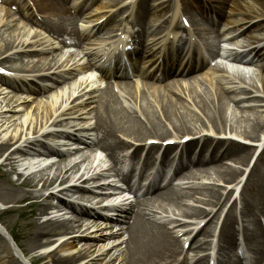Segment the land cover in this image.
Returning <instances> with one entry per match:
<instances>
[{"label":"bare ground","instance_id":"bare-ground-1","mask_svg":"<svg viewBox=\"0 0 264 264\" xmlns=\"http://www.w3.org/2000/svg\"><path fill=\"white\" fill-rule=\"evenodd\" d=\"M207 1H217L215 3L222 9L226 8L228 4L232 5L230 13L240 17L238 19L228 17L230 25H237L238 29L249 25V30H252L244 31L243 34L240 33V35L242 34L240 37L245 35V38L249 40L252 39L251 36L255 32L264 30V0H250L249 2L245 0ZM13 2L14 0H0V39L2 41H0V65L2 63L11 64L14 60L20 61L24 58L40 56L55 49L54 45L45 35L36 32L31 37L28 33H25L24 28L27 26L24 25L23 28L15 29L16 18L6 9V6H9ZM38 2L40 3L42 15L50 14V11L51 14L59 11L50 3V8L48 9L47 0H38ZM102 9L104 8L100 7L98 10ZM124 9L127 11L129 7H125ZM213 10V7H211L209 11L212 12ZM195 11H201V6H197ZM159 12H161L160 9ZM222 14L224 15L222 10H218V15L222 16ZM176 16L172 24L175 26V29H182L179 21L175 20ZM193 25L197 26L196 20H193ZM13 31L18 32L14 33ZM252 32L254 33L251 34ZM6 35L10 39H5ZM174 36L176 38L177 34ZM257 43L258 40H255L254 43L251 42V44H246L240 48L246 49V54H254L258 60L264 59V47H253ZM233 61L246 64L248 62L245 57H241L240 55H235ZM23 64L24 62L20 67L11 65L10 70L13 72H26L22 67ZM37 66L29 72H33ZM55 66L50 65L47 67V65L43 64L39 71L50 72ZM258 67L257 82L250 84L245 82L243 75H239L240 77L237 79L228 75L227 77L223 76L219 78L215 83L207 79L192 78L175 81L164 87H150L148 90L150 91L149 94H151L149 96L152 103L149 102L150 97L140 93L139 87L126 85L124 86V90L132 102L137 104L138 110L143 115V119H139L138 117L133 118L125 114V116L118 119L124 122L116 125L115 129L138 141L149 135H154L157 139H179L180 137V139H183L190 137V145H200L201 147L213 141L214 136H224L225 138L228 136L229 138L227 137L225 140H217L221 142V148L226 147L222 157L231 158L236 164L247 168L252 158V148L241 144V142L248 141L264 144V117L257 114L264 113V64H259ZM247 73L249 74V72ZM220 75L222 76V74ZM0 79L2 83L0 87L7 86L24 90L27 86V79H21L20 84H16L3 77ZM191 84L201 85V88H204L202 95L198 96L196 89ZM90 89L91 87L88 86V82L82 81V83L78 84L75 91H70L68 95L56 96L44 106H42V101L39 102L38 100L30 106L29 102L23 101L17 96H10L4 90H0V160L2 162L0 169L2 167L7 170L6 174L1 173L6 191L3 192V197L0 200L13 204L29 201L30 207L37 210V214L32 218V223L29 226V244L30 249L39 251L40 255L30 259L29 264H40L43 260H48L54 264H87L86 262L88 261V264H97L101 258L110 256L112 252L106 251L104 248L99 250L94 249V245L85 246L86 249L83 251H77V245H79L77 242L88 239V237L84 238L83 234L80 236L83 226H73V221L63 220L62 218L57 219L54 216V214L60 215L64 213L62 212L63 208L60 202L61 206L57 205L55 208L37 205L40 200H44L47 204L55 202V195H53V192L49 193L50 190L55 188L57 184H59L58 188H61L68 183H72L71 181L77 178L80 172L83 162L69 165L68 163L72 160L69 157L62 158L56 164H53V159L49 157V154H45L44 150L41 151L39 149V144L42 145L41 139L49 140L52 137V134L55 133L52 131L54 128L66 125L70 118L80 112L79 106L86 103L84 101L86 96L83 95L88 93ZM230 107L235 109L231 116L227 112ZM243 109L250 110L244 111ZM21 113L24 114L21 115ZM107 114H114V112L108 110ZM19 115L21 116L18 118ZM35 149L40 150L37 152L41 153L32 161H35L33 168L38 169V173L34 174V177L19 175L16 181H12L9 176L16 171V167L20 164V159L27 152L35 151ZM222 164L221 161L211 171L201 170L202 175H214L216 178L213 179L214 182L212 181L213 185L204 188L200 192V197H203V199L199 198L200 201L198 203L206 209L192 208L186 211L177 209L173 212L175 216L183 219L200 220L202 218H210V224L208 223V226L205 225L206 227L204 226L205 228L199 231V235H203L204 238L210 236V229L217 220L215 216L225 206L232 194L216 185V183L235 186L239 178L246 173L244 170L224 167ZM53 169L54 173H49ZM199 176L201 175H196L194 179H199ZM88 183V181L83 182L85 185ZM75 186V184L68 185L64 189V193L75 190ZM249 190H254L255 196L253 198L261 202V211L264 214V174L261 170V165H255L248 174V182L242 190L244 194L241 201L243 207H246V204H248V198L245 196ZM44 192L49 194L47 195ZM83 195H81L82 200H92L89 196ZM168 196L169 198H166L164 202L178 205L179 195L174 193ZM188 196L184 194L181 198L186 199ZM253 198L249 197L252 200ZM50 211L53 213H49ZM231 215L230 213L228 214L224 233L220 240V248L222 250L226 249L231 239V231L233 230ZM245 215L242 214L244 217L241 216L243 220ZM75 222L83 223V220L79 218L75 219ZM126 225L130 229L128 232L126 231L129 239L126 243L125 255L123 257H116L115 254L111 255L109 262L106 264H141L148 257L149 248L147 244L150 235L156 232L157 229L147 225L142 220L140 214L135 216L133 225ZM89 230H91V232H88L89 234L95 235L94 239L89 238L90 240H94V242L105 239L108 234H111V232H102L99 228H90ZM66 237H70V239L61 242V244L55 240L57 238L61 240ZM163 238L165 237L163 236ZM124 239L121 238L119 242L124 241ZM0 244L5 253L10 256L17 253L25 258L27 257L18 243L12 238L11 233L2 224H0ZM259 250L262 252L264 249L263 247H259ZM152 258L153 254L151 255ZM23 263L22 261L21 264ZM41 264L44 263L42 262Z\"/></svg>","mask_w":264,"mask_h":264},{"label":"rangeland","instance_id":"rangeland-1","mask_svg":"<svg viewBox=\"0 0 264 264\" xmlns=\"http://www.w3.org/2000/svg\"><path fill=\"white\" fill-rule=\"evenodd\" d=\"M228 9H230V7H228ZM19 23H20V20L17 18L16 19V23H15V29L16 28L17 29L18 28H23V25H21ZM24 29H25V33L26 34L28 33L31 37L34 36L33 32H35V29L31 30V29H29V27L27 29L26 28H24ZM13 32L17 33L18 31H13ZM6 38L10 39L7 35L5 36V39ZM0 41H1V39H0ZM244 41H246V38L241 40V42H244ZM60 61L61 60H60V57L58 56V54L54 55L51 52V53H48V54H43V55L32 57V58H24V59H22L20 61L14 60L13 62H11V64L7 65V67H9L10 65L15 66V67H20V65L24 62L23 66H22L23 69L30 71L32 68L34 69V67L36 65H38L35 68V70H34V74H39V69L42 68L43 64H46L47 66L57 65L56 68H58V67H60V64H61ZM38 63H40V64H38ZM247 69L248 68L244 69V70H246V73H243V74L240 73V75H243V77H245V78H243L245 80V82L247 84H250V83H253V82H257V77L256 76H257L258 69H255V68L248 69V70ZM249 70H251V71H249ZM247 72H249V74ZM16 74H20V73H16ZM23 75H26V74H23ZM231 76H233V78H235V79L240 77L236 73L231 74ZM192 86L196 89V94L198 96L202 95V91L204 90V88H201V85L199 86L198 84H196V85L193 84ZM68 91H69V87L68 86H67L66 89L65 88H61V89L55 90L53 93H51V95H48L46 99L45 98L44 99H39V101H42V106H44L46 103L51 101L52 96L53 97L61 96L62 93H65V92L68 93ZM232 107H230L228 109V111H227L229 116H231L234 113L235 109L232 108ZM247 110H250V109H247ZM253 113H255V112H253ZM22 114H24V113H21V115ZM257 114L264 117V113H257ZM21 115H19L18 118ZM229 120H230V117H229ZM17 123L19 124V122H17ZM246 143L247 144H251L249 142H246ZM254 153H255V150H253V154ZM261 160L264 162V152H263V155L261 157ZM228 163L233 165V166H235V167H241L239 164H236L235 162H232V161H229ZM88 164L89 163H85V164H83L81 166V170H80L81 174L84 172V170L86 169ZM1 173L6 174L7 170L5 168H1L0 169V199H2L1 197H3L2 196L3 192L6 191V187H5L4 182H3L2 178H1ZM49 173H54V169L51 172H49ZM80 176L78 178H80ZM9 177H10V179L12 181L16 180V178H17L15 176V174L14 175L10 174ZM211 177L212 178L210 179V181L206 182L207 184H211L213 179H216L214 175H212ZM200 183H202V182H200ZM216 185H218L219 187H222V188H228V189L230 188L229 185H225V184H222V183H216ZM55 188H57V186ZM63 188H65V187H61V189H63ZM24 190H26V189H24ZM55 190H57V189H55ZM69 196H73V194L72 193H69V194L68 193H64L62 195V197H64V198H68ZM200 196L201 195H199V194H196V196H194V197L190 196V198H192V199H189L188 203H190L191 205H195V207L205 208L202 205L197 204V202H196V199H198V198L203 199V197H200ZM234 201H235V198H233V199L231 198L229 203L232 204ZM56 204L57 203L55 202V205ZM237 204L239 206V201L237 202ZM28 205H29V201H24L22 203L13 204V203H9V202H2L0 200V224H2L11 233L13 238L16 240V242L19 244L21 249L27 255V262H29L30 259L35 258L38 255H40L39 251L37 252V251H33V250L30 249V244H29V242H30V240H29V233H30L29 232V226L32 223V218L37 214V210L35 208H33V207L28 206ZM228 208L229 207H227L225 209L224 213H222L221 215L219 214L220 218H219V221H218L217 224H220L223 221V218L225 217V214L228 212ZM49 213H52V212L50 211ZM217 216H218V214H217ZM64 219L69 220V221H73L72 222L73 226H80V225L83 226V229H82V231L80 233V236L82 234H83V236L84 235L85 236H89L90 235L88 232H90L89 228L92 225H90L89 223H87V224L80 223V222L77 223V222H75V218L72 217V216H69V215H66L64 217ZM41 220H43V219H41ZM41 223H42V221H41ZM91 236L95 237V235H91ZM59 239L60 238H57L55 240L59 241ZM66 239L68 241L70 239V237H66ZM59 243L61 244V242H59ZM77 244H79V245H77V251L80 252V251H83L84 249H86L85 246L94 245L95 246L94 249L99 250L101 248H104V249L107 248V246H108L107 244H110V243H103V242L89 243V242H81V241H79V242H77ZM57 247H59V246H57ZM117 250H118V252L114 250V251L111 252L110 256H105L104 258H101V260H99V262H97V264H106V263H108L109 262V258L111 257V255H114V254L116 255V257L117 256L118 257H123V255H125L124 254L125 246H122V247H120ZM42 262L44 264H54V263H50L48 260H43ZM42 262H40V264ZM86 263L88 264L89 261L86 262ZM83 264H85V263H83Z\"/></svg>","mask_w":264,"mask_h":264}]
</instances>
